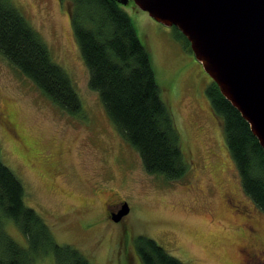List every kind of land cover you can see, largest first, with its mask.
I'll return each mask as SVG.
<instances>
[{"label":"rangeland","instance_id":"obj_1","mask_svg":"<svg viewBox=\"0 0 264 264\" xmlns=\"http://www.w3.org/2000/svg\"><path fill=\"white\" fill-rule=\"evenodd\" d=\"M12 1L70 75L83 103L79 114L64 111L0 54L1 158L22 181L26 204L52 227L57 241L78 248L92 264H143L135 247L139 235L154 238L185 264H249V251L239 248L264 249V211L243 188L223 118L206 93L211 77L175 26L155 20L133 0L121 5L150 52L189 162L184 177L171 181L145 169L90 87L68 3ZM230 196L259 223L234 212ZM124 202L130 212L114 222L106 206L115 210ZM248 224L257 229L249 232ZM7 230L28 247L15 223ZM36 264H55L54 256Z\"/></svg>","mask_w":264,"mask_h":264},{"label":"trees","instance_id":"obj_2","mask_svg":"<svg viewBox=\"0 0 264 264\" xmlns=\"http://www.w3.org/2000/svg\"><path fill=\"white\" fill-rule=\"evenodd\" d=\"M61 1L68 3L90 87L99 94L113 123L138 150L149 173L171 181L183 178L189 162L180 132L161 97L150 52L121 6L122 0ZM175 28L192 51L187 37ZM0 54L61 109L73 115L82 112V99L70 75L12 0H0ZM206 93L213 111L223 118L225 140L243 188L264 211V149L214 80ZM11 221L25 235L28 247L9 234ZM135 247L143 264H185L149 236H137ZM50 254L55 264H92L78 248L59 243L52 227L26 204L22 181L0 153V264H36Z\"/></svg>","mask_w":264,"mask_h":264},{"label":"water","instance_id":"obj_3","mask_svg":"<svg viewBox=\"0 0 264 264\" xmlns=\"http://www.w3.org/2000/svg\"><path fill=\"white\" fill-rule=\"evenodd\" d=\"M133 1L187 37L196 59L264 149V0ZM129 212L124 202L111 219L119 222Z\"/></svg>","mask_w":264,"mask_h":264},{"label":"flooded vegetation","instance_id":"obj_4","mask_svg":"<svg viewBox=\"0 0 264 264\" xmlns=\"http://www.w3.org/2000/svg\"><path fill=\"white\" fill-rule=\"evenodd\" d=\"M228 201H229L230 208L234 212H237L238 214H240L239 216H241L242 218H244L247 222L250 221V223H254L255 225L259 223L256 220V217H254L253 214L251 215L249 213V210H247V208L241 203V201L239 199L237 201L238 203H234L233 202V197L230 196L228 198ZM119 204L117 203L116 205H119ZM109 207L110 206L107 204V206H106L107 215H109V213H111L112 211H118L122 207V203L115 210H112ZM253 210H255V209H253ZM245 211H248V213L245 212ZM239 216H235L234 218L237 219ZM248 225L249 226H247V227H248V231L249 232H254L255 229H257L256 227L252 226L251 224H248ZM239 249H240L239 251H241V249H247L249 251V252H247V260H248L249 264H264V249L263 248L259 249V246L257 245L255 249H252L249 246H241Z\"/></svg>","mask_w":264,"mask_h":264}]
</instances>
